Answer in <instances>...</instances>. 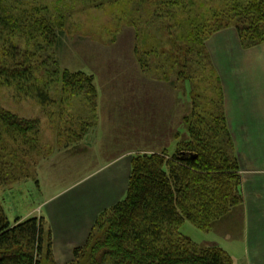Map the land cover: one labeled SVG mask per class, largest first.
Listing matches in <instances>:
<instances>
[{
	"label": "trees",
	"instance_id": "trees-1",
	"mask_svg": "<svg viewBox=\"0 0 264 264\" xmlns=\"http://www.w3.org/2000/svg\"><path fill=\"white\" fill-rule=\"evenodd\" d=\"M127 3L132 8L126 18L149 48L138 52L142 70L154 79L184 75L191 66L206 72V41L223 30L234 29L244 49L264 44V0ZM138 4H148L154 11L140 13ZM60 9L34 0H0V42L5 46L11 42L0 60V83L45 108L70 112L81 101L86 109L77 110L67 128L73 133L72 140L76 137L80 142L98 124V90L94 76L62 70L57 61V34L67 17ZM162 30L170 40L160 35L158 46L152 45L153 36L158 37ZM22 41L31 50H21ZM177 45L184 53L177 51ZM152 59H159L158 64ZM157 71L160 76L154 73ZM214 80L211 86L218 91L219 80ZM211 105L209 111L200 103L196 106L201 109L188 122L189 139L174 154L164 151L132 158L126 199L99 215L86 243L75 250L74 260L68 264H233L224 249L199 247L180 233L186 222L209 232L228 211L243 204L241 168L224 103L215 97ZM39 134L38 120H27L0 107V190L18 171L13 165L21 156L10 148L19 152L24 147L26 152L28 146L34 152ZM0 264H57L51 233L45 237L44 220L10 221L1 194Z\"/></svg>",
	"mask_w": 264,
	"mask_h": 264
},
{
	"label": "rangeland",
	"instance_id": "rangeland-1",
	"mask_svg": "<svg viewBox=\"0 0 264 264\" xmlns=\"http://www.w3.org/2000/svg\"><path fill=\"white\" fill-rule=\"evenodd\" d=\"M34 2L58 7L67 13L62 30L57 34L54 53L62 70L94 76L99 97V121L85 139L76 142V137L72 140L73 133L70 134L67 128L71 118L79 113L77 110L86 109L85 104L81 101L74 103V110L70 112L45 108L36 99L0 83V107L27 120L40 122L38 150L33 152L27 146L26 152H23L24 147L16 152L10 148V152L15 151L21 156L13 165V169L18 168L16 178L10 177L0 190L10 221L18 217L23 218L22 221L34 217L43 219L46 239L49 233L52 235L56 263L73 262L75 250L86 242L83 240L79 244L81 236L94 226L102 212L126 199L132 158L138 154L164 151L174 154L178 145L189 139L188 122L194 120L201 109L196 106L200 103L209 111L213 108L209 104L216 97L217 101L222 99L224 103L234 151L240 163L243 204L228 211L209 232L186 222L180 233L199 247L224 249L233 264H257L253 261L252 251L244 243L248 228L244 210L243 162L246 164V159L249 162L252 159L248 151L239 154L227 117L224 83L235 72L240 75L235 71L239 67L264 66V44L244 49L237 32L239 42L230 35L214 38L218 32L206 41L209 55L206 72L194 71L197 68L191 66L184 75L176 73L170 79L154 72L160 76L154 79L142 70V56L138 52L149 48L143 45L136 27L126 18L132 8L128 0ZM138 5L140 13L154 11L148 4ZM160 35L166 41L170 40L167 31L162 30L158 37L153 36L152 45L158 46ZM148 41L150 46V39ZM10 44V41L6 46L0 42V60ZM19 48L31 50L25 41ZM169 48L170 45L166 46ZM176 48L184 53L180 45ZM152 60L156 64L159 62V59ZM214 78L219 80L218 91L211 86ZM60 111L64 113L62 116ZM97 130L101 137L94 133ZM249 171L253 173L255 170ZM72 244L74 248L69 247ZM255 253L263 255L259 251Z\"/></svg>",
	"mask_w": 264,
	"mask_h": 264
},
{
	"label": "crops",
	"instance_id": "crops-1",
	"mask_svg": "<svg viewBox=\"0 0 264 264\" xmlns=\"http://www.w3.org/2000/svg\"><path fill=\"white\" fill-rule=\"evenodd\" d=\"M225 31L216 34L214 38L219 37L220 39L230 35L236 42L237 40L239 42L234 29ZM235 71L240 75L235 72L232 76L230 71L226 70L229 72L228 75L232 76L225 79L224 83L227 117L239 148V154H246L248 151L252 159V162H249V159H246V164L243 162L245 166L243 168L245 171L243 177L244 210L248 228L247 239L244 243L252 251L253 261L257 264H264V205L262 204L264 203V66H243ZM94 133L101 137L98 130ZM126 167L128 169L127 164ZM249 170L255 171L252 173ZM93 228L94 226L81 236L79 244H82L83 240L87 241ZM231 233L234 234V232ZM69 247L74 248L75 245L72 244ZM258 251L263 255L255 253ZM57 264L63 263L59 261Z\"/></svg>",
	"mask_w": 264,
	"mask_h": 264
}]
</instances>
